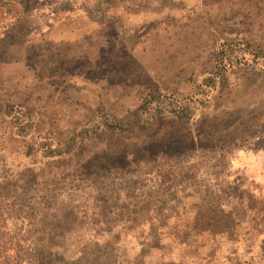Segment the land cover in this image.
Masks as SVG:
<instances>
[{"label": "rangeland", "instance_id": "374dc122", "mask_svg": "<svg viewBox=\"0 0 264 264\" xmlns=\"http://www.w3.org/2000/svg\"><path fill=\"white\" fill-rule=\"evenodd\" d=\"M261 50L264 0H0V264H165L232 230Z\"/></svg>", "mask_w": 264, "mask_h": 264}, {"label": "crops", "instance_id": "0c3cea01", "mask_svg": "<svg viewBox=\"0 0 264 264\" xmlns=\"http://www.w3.org/2000/svg\"><path fill=\"white\" fill-rule=\"evenodd\" d=\"M51 28L53 27L48 26L47 32H45H51ZM95 31L96 29L88 30V34H85L84 31H81L82 33H79V37L75 40L73 39L74 41L71 42V44L82 42L84 41L83 39H89L92 36L91 34H94ZM54 32L56 34L55 28ZM242 168L247 178V180L245 181L247 182V184L242 185L241 190H243L245 193H249V191L253 193L255 195V199L257 200L256 204H251L250 199L245 197L244 200L240 201L238 206L242 211V213L240 214L241 220L240 222L236 223L235 227L232 228V230L228 232L218 231V234H215V239L217 240L211 241L207 244H182L181 246L178 245L179 247L177 248L170 249V251L168 250L169 254L165 260V264H209V261L211 259L209 258V254L207 251L218 253L217 256L219 257L217 259L219 260L221 255H224L223 258L225 256L228 258L227 255H231L232 253L234 254V256L236 255L237 252H232V250L227 251V248H229L230 246H226L225 243L223 244H225L226 247L220 248V246L224 245H221L222 243L219 240H224L226 242L237 240L241 243L245 242L246 244L251 241V243L253 244H251L250 250L258 249L260 253H262L261 251L263 250L264 243V149L254 153H246ZM227 207H229V205ZM213 232L215 231H212L210 229L203 230L199 235L207 234L204 237H208V233ZM199 235L197 236V240L199 239ZM195 237L191 239H193L194 241ZM235 249L238 251L237 246H235ZM250 250L248 249L247 251ZM198 251L199 253L197 254ZM238 253V255L242 257L241 254L244 252L239 251ZM179 254L184 255V257L179 256ZM193 254H195V256L197 257H194ZM251 254L255 255L256 253L252 252ZM212 263L215 264L213 260L210 261V264ZM225 264H227V261Z\"/></svg>", "mask_w": 264, "mask_h": 264}, {"label": "trees", "instance_id": "16d2710c", "mask_svg": "<svg viewBox=\"0 0 264 264\" xmlns=\"http://www.w3.org/2000/svg\"><path fill=\"white\" fill-rule=\"evenodd\" d=\"M263 52H264V50H261V51H259V52H256V56H255L254 59L259 58L260 55L262 56V53H263Z\"/></svg>", "mask_w": 264, "mask_h": 264}]
</instances>
